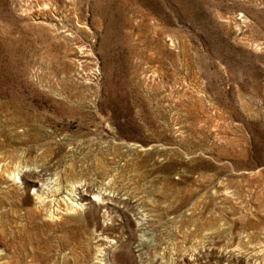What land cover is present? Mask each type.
I'll return each mask as SVG.
<instances>
[{
    "label": "rangeland",
    "instance_id": "1",
    "mask_svg": "<svg viewBox=\"0 0 264 264\" xmlns=\"http://www.w3.org/2000/svg\"><path fill=\"white\" fill-rule=\"evenodd\" d=\"M22 167L36 183L8 180ZM42 183L116 203L48 220ZM260 246L264 0H0V264H264Z\"/></svg>",
    "mask_w": 264,
    "mask_h": 264
},
{
    "label": "bare ground",
    "instance_id": "2",
    "mask_svg": "<svg viewBox=\"0 0 264 264\" xmlns=\"http://www.w3.org/2000/svg\"><path fill=\"white\" fill-rule=\"evenodd\" d=\"M44 9L49 10L48 5L45 4ZM6 173V171H5ZM39 176L37 173H33V172H26V170H23V167L20 170H11V171H7L6 177L8 178V180L10 181H14L16 183L21 182V179H25V180H36L39 179ZM30 178V179H28ZM32 180V181H33ZM35 182V181H33ZM36 183V182H35ZM49 185V184H48ZM40 189H38L35 192V199L38 200V203L40 204L39 206H41L39 208V206L37 208H39V212L43 213L45 216L48 217V220H58L57 216L58 214H64V215H76L74 217V219L77 222H81V213H85L88 209V207H83L84 205L90 204L91 200L94 203H98V205H101L102 208H105L107 211V217L111 214L110 211L112 210V205L114 206L116 203L115 198L113 199L112 196H109V194L105 193V190L102 192V190L98 191L96 190H90L88 189V185H83V186H77L75 184H71L68 185L63 192L64 193L63 196H58L59 192L58 189L59 188H55L53 190H50L49 188H47V184H40L39 185ZM45 191V192H44ZM87 193L91 194L90 197V202L86 203L84 198H80L77 197V194H82L81 197H85L87 196ZM76 196V197H75ZM89 197V196H88ZM61 205L64 206L63 208H61ZM60 216V215H59ZM106 225V224H105ZM105 229L102 227L98 230H96L97 232V237H98V241L101 242L98 246H100L97 250L98 253H100V255L103 257V255H105V247L104 245H108L109 243H112L111 240H109L108 237L103 236V231ZM102 232V233H101ZM263 246L260 247H253L251 248L249 251L245 252V255L248 258L251 257H255L257 255H259L261 252H264V248H262ZM237 251V250H234ZM97 259V258H96ZM264 259V258H263Z\"/></svg>",
    "mask_w": 264,
    "mask_h": 264
}]
</instances>
